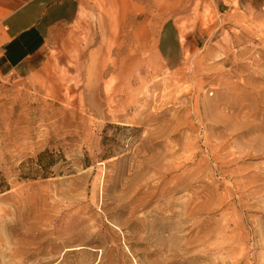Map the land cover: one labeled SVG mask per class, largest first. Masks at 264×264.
Wrapping results in <instances>:
<instances>
[{"label":"rangeland","instance_id":"374dc122","mask_svg":"<svg viewBox=\"0 0 264 264\" xmlns=\"http://www.w3.org/2000/svg\"><path fill=\"white\" fill-rule=\"evenodd\" d=\"M181 1L0 45V264H264V6Z\"/></svg>","mask_w":264,"mask_h":264},{"label":"crops","instance_id":"0c3cea01","mask_svg":"<svg viewBox=\"0 0 264 264\" xmlns=\"http://www.w3.org/2000/svg\"><path fill=\"white\" fill-rule=\"evenodd\" d=\"M264 0H206L210 8L223 14L253 15ZM181 0H161L156 12L167 15L184 6ZM89 0H0V45L24 51L38 48L58 29L71 27L88 16ZM167 22V21H166ZM9 53V52H8Z\"/></svg>","mask_w":264,"mask_h":264}]
</instances>
